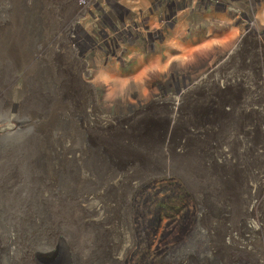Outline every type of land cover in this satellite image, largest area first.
Instances as JSON below:
<instances>
[{"label":"rangeland","instance_id":"374dc122","mask_svg":"<svg viewBox=\"0 0 264 264\" xmlns=\"http://www.w3.org/2000/svg\"><path fill=\"white\" fill-rule=\"evenodd\" d=\"M0 264H264V0H0Z\"/></svg>","mask_w":264,"mask_h":264},{"label":"built area","instance_id":"2783aa9c","mask_svg":"<svg viewBox=\"0 0 264 264\" xmlns=\"http://www.w3.org/2000/svg\"><path fill=\"white\" fill-rule=\"evenodd\" d=\"M208 1L212 6L223 8L234 5L236 6L240 4L242 1H247V0H208ZM248 3H250V0H248Z\"/></svg>","mask_w":264,"mask_h":264},{"label":"bare ground","instance_id":"6f19581e","mask_svg":"<svg viewBox=\"0 0 264 264\" xmlns=\"http://www.w3.org/2000/svg\"><path fill=\"white\" fill-rule=\"evenodd\" d=\"M83 1H86V0H79V3L81 4V3H83Z\"/></svg>","mask_w":264,"mask_h":264}]
</instances>
